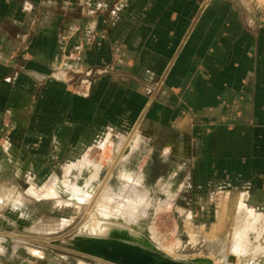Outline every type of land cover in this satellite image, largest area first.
I'll list each match as a JSON object with an SVG mask.
<instances>
[{
	"label": "crops",
	"instance_id": "1",
	"mask_svg": "<svg viewBox=\"0 0 264 264\" xmlns=\"http://www.w3.org/2000/svg\"><path fill=\"white\" fill-rule=\"evenodd\" d=\"M200 1L0 0V176L43 169L53 138L112 126L140 138L129 149L131 134L105 141L114 145L107 175L125 166L146 176L160 164L171 179L183 174V186L192 175L208 187L232 177L263 191L264 28L248 6L211 0L201 9ZM68 66L113 69L133 82L107 73L83 98L59 79ZM164 75L141 120L143 86ZM1 235L0 264L45 262Z\"/></svg>",
	"mask_w": 264,
	"mask_h": 264
},
{
	"label": "rangeland",
	"instance_id": "2",
	"mask_svg": "<svg viewBox=\"0 0 264 264\" xmlns=\"http://www.w3.org/2000/svg\"><path fill=\"white\" fill-rule=\"evenodd\" d=\"M210 1H200L201 9H204ZM224 1L237 3L240 6H248L249 9L253 10L256 19H259V11L264 10V0ZM79 51L81 52L82 50L79 48ZM70 66L72 65L70 64ZM62 71H64L63 76L61 77L60 75L59 79L69 85L74 95L83 98L89 97L94 81L99 76L107 73L115 74L119 83L125 84L126 82H133V80L125 79V76H122V74L119 75V73L114 72L115 70L113 69L80 70L76 66L72 68L68 66L63 67ZM164 83L165 75L161 79L151 82L147 86L146 84L143 86L147 109L144 111L141 120L145 117L147 110L153 105ZM132 129L112 126L94 128L86 131L84 136L77 130H74L72 135L75 137L76 134H79V138L75 137L71 141L70 137H65L66 141L63 142L59 139L56 141L53 138L52 143L46 145L48 148V152L46 153L48 160L42 166L44 167L43 169H39V171L27 169L18 171L17 168L10 170L4 168L7 172L5 175L0 176V197H4L5 194L7 196L1 200L0 217H4V213L8 209H13V206L10 205L11 203L7 201L8 195L10 193L13 195L20 194L21 204L19 213L15 217L21 215L29 223L23 225L22 230L18 231L19 225L8 216H5V221L15 227L16 231H3V234L10 238L13 235V238L19 237L16 242H21V248L30 247L36 249L38 247L40 250H36L44 253L45 262H36V264H67L66 257L71 262H74V264L76 263L75 259L78 261V264L79 262L89 264L83 256L55 246L52 242L61 240L66 236L70 237L77 234L85 224L91 221V215L94 212L93 206H95V200L103 191L102 183L105 179L107 180L108 178V188L111 187L114 191L117 190L118 180L115 174L112 173L108 177L107 171L103 170L102 166L106 164V159L111 157L109 150L114 146L108 143V141H105H114L115 138L124 136L126 133L130 135ZM66 132L68 131L64 129L63 135L70 136ZM138 132L140 131L138 130ZM132 136L133 133L129 136L128 142L132 139ZM77 138L78 141L75 142ZM128 142L125 145L126 147ZM83 158L88 163L99 165L101 169L98 178L101 184L94 190L93 198L89 203L92 204V210H90L91 207L88 205H84L81 208L75 205H59L54 202V199L45 198V192L48 189H52L57 181H62L63 176L68 170L74 172L77 165L85 160ZM131 170L134 171L135 169ZM111 171L113 172L115 169H111L108 174ZM117 171L118 169L115 172ZM88 173L89 171L87 169L83 170L80 183H84V179ZM138 173H141V171ZM143 175L144 182L138 188L142 191L149 190L150 196L154 197L156 194H154L155 192L152 193L149 187L157 190V187L162 184L159 182L162 178H164L162 181H169L171 190H174L173 192H177L174 199L168 200L167 206L164 204L167 202L165 197L160 204L158 201L154 203L155 199L146 201L147 206H142L141 215H139L141 218H144L141 227L149 231L150 236H152L151 238H155L162 251H165L174 259L207 258L211 259L214 264H222V262L224 264H240L238 255L232 253L230 250V244L235 238L234 228L237 224L235 215L244 205L259 214H264V190L253 191L250 189V185L239 188L232 177H226L223 181L220 178L213 177L209 181L211 183H208V185H212L209 187L206 185L208 181L206 183H199L198 185V178L193 175L187 178V184L183 186L184 180L186 179L183 174L175 176L174 179L172 178V183L171 177L167 176L166 169L162 168L160 164L153 169L148 167L146 169V176L145 174ZM213 180H218L219 182L215 185L212 183ZM160 194L162 193L157 195ZM58 200L64 201L60 197H58ZM237 203H239L238 206ZM261 226H264V224H261ZM223 229L224 233L221 234L220 231H223ZM258 231L264 235V227H258ZM253 237L251 235L250 239L253 240ZM12 241L14 242L15 240L12 239ZM13 242H9L10 248L13 247ZM6 243L7 240L4 239L3 251L6 248ZM22 251L23 249L20 250V252ZM25 259L26 257H22V260ZM93 262L90 264H107L97 262L96 260ZM251 264H264V255L259 256Z\"/></svg>",
	"mask_w": 264,
	"mask_h": 264
},
{
	"label": "bare ground",
	"instance_id": "3",
	"mask_svg": "<svg viewBox=\"0 0 264 264\" xmlns=\"http://www.w3.org/2000/svg\"><path fill=\"white\" fill-rule=\"evenodd\" d=\"M139 138L140 135L137 133V131H133L132 139L129 140L127 148L129 149L136 147L137 143L139 142ZM122 162L123 160H121V163ZM84 169H87L89 173L82 184L80 183V178L83 176L82 173ZM100 172L101 169L99 165L88 163L85 159L77 165L74 172L68 170L63 176V180L57 181L56 185L52 189H48L45 192L44 197L54 199V202L58 203L59 205H75L78 208L88 205L91 207V209H89L92 210V204L89 203L93 198L92 196L94 190H96L101 184L98 179ZM112 173L115 174L118 180L117 190L114 191L113 188H108V178L107 180H104L102 183L103 191L101 194H99L98 198L95 200V206H93L94 212L91 215V221L85 224L84 227H82L77 232L76 236L84 238H108L115 236L118 238H128L132 242H142L143 238H145V235L148 234L150 243L161 250L160 245L158 242H156L155 238H151L152 236H150L149 231L141 227L142 222H144V218H141L139 215H141L140 212L142 206H147L145 202L153 200L155 196L158 198L159 195L157 194H165L168 200H171L175 198L177 192H173L174 190H171L170 183L166 181L157 187V192L154 193L156 195L152 197L150 196L151 194L149 195V190L146 189L142 191L138 188L143 184L144 175L142 173H135L133 170L129 171L125 168V166L117 172L111 171L108 174V177L111 176ZM31 194L36 195L33 192ZM6 196L7 194H5L4 197H0V203L3 198H6ZM58 197L63 198L64 201L58 200ZM7 199L14 209H16L21 204L20 194L13 195L10 193ZM168 200L164 203L165 205L168 204ZM238 205L239 203H237V206ZM235 219L237 221V224L234 228L235 238L232 243L230 242V250L232 253H236V255H238L240 264H251L255 262L259 256L264 255V235L260 234L258 231V227H264L261 226V224H264V214H259L253 209H249L246 207V205H244V207L235 215ZM220 232L221 234L224 233V229ZM150 233L152 234V232ZM1 234H3V231L2 233L0 231V252L3 251L4 245V237ZM251 235L254 236L253 240L250 239ZM72 237L73 236H70V238ZM15 240L18 239L15 238ZM71 240L74 239L72 238ZM16 246L19 247V245H15L14 247L16 248ZM34 250H30L29 252H31L37 258H41L42 256H40L39 251L37 250L38 252H35L36 250ZM162 252L168 255L165 251ZM169 257L174 259L171 256ZM174 260L191 261L193 258ZM96 261L100 263L103 262L100 260ZM29 264L33 263L30 262ZM79 264L84 263L79 262Z\"/></svg>",
	"mask_w": 264,
	"mask_h": 264
},
{
	"label": "water",
	"instance_id": "4",
	"mask_svg": "<svg viewBox=\"0 0 264 264\" xmlns=\"http://www.w3.org/2000/svg\"><path fill=\"white\" fill-rule=\"evenodd\" d=\"M17 209H8L4 213V217L8 216L17 225L18 231L22 230V226L29 222L24 220L21 215L15 217L19 213ZM4 217H0V231H16L15 227L9 225ZM72 235V238L66 236L61 240L53 241L52 244L73 252L86 258L87 261L93 262L100 260L107 264H214L212 260L207 258H196L191 261L174 260L161 250L156 248L145 235L142 242H132L128 238L108 237V238H84ZM64 240V241H63ZM222 264H224L222 262Z\"/></svg>",
	"mask_w": 264,
	"mask_h": 264
},
{
	"label": "built area",
	"instance_id": "5",
	"mask_svg": "<svg viewBox=\"0 0 264 264\" xmlns=\"http://www.w3.org/2000/svg\"><path fill=\"white\" fill-rule=\"evenodd\" d=\"M260 13V16H259V19H258V22L262 25V27L264 28V10H260L259 11ZM250 23H253V20L250 21Z\"/></svg>",
	"mask_w": 264,
	"mask_h": 264
}]
</instances>
